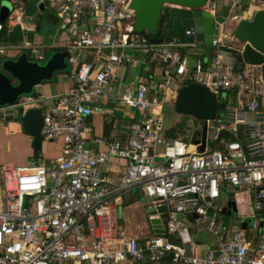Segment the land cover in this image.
<instances>
[{
	"label": "built area",
	"instance_id": "2783aa9c",
	"mask_svg": "<svg viewBox=\"0 0 264 264\" xmlns=\"http://www.w3.org/2000/svg\"><path fill=\"white\" fill-rule=\"evenodd\" d=\"M10 1L5 21L21 25L26 0ZM225 1L231 10L252 5L264 9V0ZM41 2L52 5L62 21L86 25L65 44L71 88L59 95H23L10 106L21 113L41 109V138L60 139L62 144L50 167L35 160L0 167V264H264V240L252 244L243 229L226 227L213 213L219 198L233 191L253 189L264 198L260 65L238 66L221 54L207 62L193 56L196 43L179 38L152 41L134 29L132 0ZM217 4L209 0L206 10L215 15ZM218 43L213 40V45ZM8 49L0 43V57ZM86 52H91L89 61L83 60ZM136 54L160 66L161 79L154 85L143 80L125 84L114 95L120 68L133 64ZM43 58L41 52L38 59ZM175 77L205 85L217 94L219 105L216 117L201 120L185 140L168 135L159 112ZM112 96L120 105L140 110V116L130 121L126 140L96 137L93 141L103 149L86 146L92 132L89 118ZM204 126L201 150L202 136L197 143L192 139ZM110 163L122 165L120 174L104 172ZM135 190L151 198L149 207H166L165 234L143 242L123 230L112 236V209ZM186 217H195L217 239L204 257L186 247L191 241ZM166 235L177 236L181 243ZM114 240L116 248L111 246Z\"/></svg>",
	"mask_w": 264,
	"mask_h": 264
},
{
	"label": "crops",
	"instance_id": "0c3cea01",
	"mask_svg": "<svg viewBox=\"0 0 264 264\" xmlns=\"http://www.w3.org/2000/svg\"><path fill=\"white\" fill-rule=\"evenodd\" d=\"M25 7L26 15L23 17L21 25L8 26L6 21L4 22V27L0 31V43L8 46L9 49L5 56L0 57V60H16L21 53H27L31 60L37 61L39 59L36 60L35 56L37 55L38 58L41 52H44V58L41 60H45L50 52L54 53L56 51L66 50V42L73 39L84 27V25H86L83 21L67 23L60 20L55 13V9L50 4L46 5L45 3H42L41 0H26ZM256 9L257 7L252 5L251 8H238L236 10H231L225 0H218L215 14L216 22L218 24V32L214 37V39L219 42L218 46L213 44L211 46L196 44V50L193 56L201 57L202 59L204 58L207 62L215 58L218 54H220L218 47L222 44H227L226 40H232L233 31L238 21L241 18H252ZM27 44H30L31 47H28ZM143 55L144 56L136 54L139 64L135 68V72L131 71L130 77L127 75V72L132 64L125 65L120 68L117 76L119 77L121 73V76L127 77L125 79L120 77V79L118 78L115 82L119 92H122V87L125 84L136 85L139 80H143L154 85V83L161 79V67L151 61L147 55ZM83 60H91V52H86ZM234 62L238 66L244 65V63ZM70 69L71 66L68 64V68L65 71L57 72L51 80L44 81L42 84L35 87L32 94L36 95L38 93H43L47 96H51L67 92L73 84ZM260 69L264 73V64L260 65ZM178 79L179 78L177 77L167 88L165 103L159 110L163 120L164 116L162 113L164 106L176 99L177 91L180 88L177 84L179 83ZM117 83H119V85ZM119 86H121V88ZM111 104L115 106H122L118 103L115 97L112 96V99L107 106H104L100 112L93 114L89 118L88 121L89 125L92 127V132L87 134L86 146L103 149L102 146H98L93 141L96 137H106L109 139L119 138L120 140H126L127 127L130 121L140 116L139 113L136 117L132 116L129 119L119 120L115 118ZM217 109H219V105H217ZM33 141V137L24 131L20 122L0 119V167L7 164L19 165L15 163L21 164V162H30L32 160L47 166L51 165L61 152L62 142L60 139L47 141L41 138L40 149H35L33 147ZM2 152H6V154H2ZM121 169V164L110 163L105 166L104 172L109 171V173L118 175L120 174ZM252 190L253 189H240L233 191V200H235L237 204V212L229 216H237V222H235V225L231 228H241L242 222H245L246 229L243 230L246 237L247 234H249L250 237H247L248 240L252 244H257L259 241L264 240V233L263 235L261 234V226L259 224V220L261 219L260 211L264 208V198L258 197L257 193L253 195L251 192ZM144 197L145 196L141 191L135 190L124 196L122 201L112 209L110 220L112 236H116L120 230H123L127 237L135 238L138 242H143L146 238L157 234L154 231L150 216L146 212L149 204L143 202ZM221 198H219L217 204ZM227 201H229V198ZM227 201L225 203L223 202L221 206L217 205L216 210L213 211V213L222 222L223 220L221 215L224 214L222 213V210L227 204ZM137 208H141L144 221L134 219L133 212ZM158 216L162 220L164 228V233H162L163 235L165 234L166 217L163 213L161 214L159 212ZM253 216L254 221L250 224L247 220ZM187 223L200 224L195 222V217H186V225ZM196 233V230L190 231L191 241L186 245V247L191 254L204 257L207 249L210 246L215 245L217 239L211 232H209L210 234L208 237H200L199 239H196ZM166 237H168L172 242L177 244L181 243L180 238L177 236L166 235ZM112 243V247L116 248L118 246L117 240H114ZM167 262L161 264H170ZM145 264L151 263L147 262Z\"/></svg>",
	"mask_w": 264,
	"mask_h": 264
},
{
	"label": "water",
	"instance_id": "95a60500",
	"mask_svg": "<svg viewBox=\"0 0 264 264\" xmlns=\"http://www.w3.org/2000/svg\"><path fill=\"white\" fill-rule=\"evenodd\" d=\"M209 0H132L131 7L135 10L134 29L138 33H147L154 36L161 30L160 37L151 38L154 42H169L173 38L181 41L205 44L211 46L218 32L216 16L206 10ZM0 1V21L4 22L9 13V5ZM48 5V2H45ZM190 31L191 34L186 32ZM219 53L226 61H236L250 65L264 64V9L254 11L252 18H241L234 31L231 43L220 45ZM67 50L56 51L49 60L41 64L31 60L27 53H21L16 60H0V119L20 122L24 131L34 139L33 147L41 148V127L43 116L41 109L31 107L25 113L10 107L18 99L31 94L35 87L44 81L51 80L57 72L68 68ZM175 111L189 114L199 120L214 119L217 113V94L205 85L189 83L181 86L176 95ZM205 126L203 130H197L192 141L197 143L202 136L201 150L205 147ZM143 202L150 203L151 198L145 196ZM166 211L165 206L158 208L148 207L154 231L157 234L164 233V228L159 213ZM237 212L235 200H229L222 213L232 215ZM250 224L254 216L247 220ZM261 227L264 221L259 220ZM246 229L245 222L241 224Z\"/></svg>",
	"mask_w": 264,
	"mask_h": 264
},
{
	"label": "rangeland",
	"instance_id": "374dc122",
	"mask_svg": "<svg viewBox=\"0 0 264 264\" xmlns=\"http://www.w3.org/2000/svg\"><path fill=\"white\" fill-rule=\"evenodd\" d=\"M4 4L9 5L10 9H12V5L13 4H12V2L10 0H5ZM226 42H227V44L231 43L230 40H226ZM52 54H53L52 52L48 53V56H47V58L45 60H37L38 59L37 58V55L35 56V59L37 61H39V63L44 64V63H46L49 60V58L52 56ZM138 64H139V60H138V58H136L134 60L133 64L130 65V68L128 69L127 75L129 77L131 75V71L132 72H135L136 71L135 68L137 67ZM121 75L122 74L120 73V76L118 77L119 79H120V77H122L124 79L127 77V76H121ZM117 84L119 85V83H117ZM114 86H115L114 88H115V95H116L117 85L114 84ZM181 86H182V84L179 83V87H181ZM174 104H175V101H173V100L170 103H167L164 106L163 113H162L163 116H164V126L167 129H169V132L174 127H179V128L181 127L182 128V126L184 128H189V129L193 130V129H195V127L200 126L202 124L201 120L195 118L192 115L182 114V113L176 112L175 111V108H174V106H175ZM111 105H112L111 107L113 108V111H114V114H115V118H117L119 120L120 119H129L132 116L133 117H136V116L139 115V113H141L140 110L135 109V108H132V107H128V106H123V107L122 106H115L113 104H111ZM218 114H219V117L222 118L224 116L223 110H221V111L219 110L218 111ZM2 154H6V152H2ZM27 162H21V164L22 163L25 164ZM15 164H20V163H15ZM50 166L51 165H47V167H50ZM251 192H252L253 195L256 194V192L253 191V190ZM228 198H229V200H233L234 199L233 192H231L230 194L223 195L222 198L220 199V201L218 202V204L216 203V206L217 205L218 206H221L223 204V202L225 203L227 201ZM133 215H134V219H138V221H144L141 208H137L136 210H134ZM221 217H222V220L224 222V225L226 227H229V228L233 227L235 225V222H237V216L236 215L229 216L227 214H222ZM260 218H262L263 221H264V208L260 211ZM187 225H188L189 229H191L192 231H194V230L197 231V233L195 234V236L197 237V238L195 237L196 239H199L200 237H202V238L208 237V235L210 234L208 232V230L204 227L203 224H196V223H190V224H188L187 223ZM263 233H264V228L261 227V234L263 235Z\"/></svg>",
	"mask_w": 264,
	"mask_h": 264
},
{
	"label": "trees",
	"instance_id": "16d2710c",
	"mask_svg": "<svg viewBox=\"0 0 264 264\" xmlns=\"http://www.w3.org/2000/svg\"><path fill=\"white\" fill-rule=\"evenodd\" d=\"M160 36H161V30H158V32L154 36L149 35L150 38H153V37L157 38V37H160ZM203 60H204V58H203ZM178 81H179L180 84H182V86L190 83L189 81H181L180 79ZM179 83H177V84L179 85ZM174 128H172V130H170V132H169V129L167 130V133H168V135L171 138H179V139H184L185 140V139H187L189 137V135L192 132L191 129L184 128L183 126H182V128L181 127L180 128L179 127H174ZM247 237L249 238L250 235L247 234Z\"/></svg>",
	"mask_w": 264,
	"mask_h": 264
}]
</instances>
